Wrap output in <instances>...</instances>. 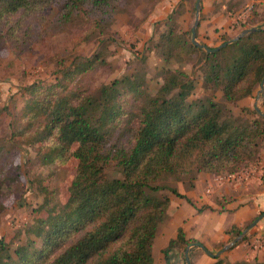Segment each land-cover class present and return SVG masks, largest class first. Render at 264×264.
Segmentation results:
<instances>
[{
    "label": "rangeland",
    "instance_id": "374dc122",
    "mask_svg": "<svg viewBox=\"0 0 264 264\" xmlns=\"http://www.w3.org/2000/svg\"><path fill=\"white\" fill-rule=\"evenodd\" d=\"M220 2L226 3L231 19L228 24L222 23L209 32H198L197 27L196 39L200 43L215 47L244 29L253 26L264 29V0ZM194 4L195 0H116L110 14H102L83 3L72 8L68 17H63L62 2L54 1L38 4L32 9H19L0 19V239L4 240L11 260L17 259L15 249L18 246L30 243L31 251L41 247L42 238L35 234L40 220L46 218L51 207L64 204L69 196L68 186L78 163L72 152L77 145L73 143L61 153L55 148L57 130L48 133L44 129L46 112L57 103L76 105L87 96L98 97L100 87L126 77L139 84L141 94L154 95L165 76L180 70L195 85L187 98L189 101L212 96L223 107L224 119L240 125L254 119L264 122V117L255 109L258 106L264 113V95L259 92L261 84L252 96L233 104L223 98L220 89L213 90L212 82L205 77L207 71L213 77L217 70L212 56L206 58L202 51L193 50L182 56H166L167 48L163 45L166 39L179 38L184 48L192 42ZM202 17L201 5L199 24ZM119 91L117 98L123 107L119 127L124 124L136 126L142 95L128 88H119ZM38 106L40 110L36 111ZM255 149L256 155L249 165L236 174L212 176L216 186L227 182L231 190L230 195H216V209H224L234 196H242V201L232 200L230 207L250 202L251 195L264 190V140L257 139ZM107 173L109 177L120 176L118 169L113 167ZM195 181L187 175H177L158 184L183 193L193 188ZM147 191L154 198L169 199L165 218L157 228L158 232H164V237L181 219L195 212L207 214L199 222L206 226L210 239L219 240L221 230L240 216L234 212L210 213V206L200 198L191 199L183 194L188 200L166 188ZM209 195L207 190L199 197ZM175 199L180 204L175 205ZM263 212L261 210L255 218ZM172 213L174 217L168 223ZM255 218L243 223L239 229H245ZM263 218L264 215L248 229L244 241L243 236L231 248L244 243L255 254H264V225H260ZM235 236L236 233L229 235L228 240ZM160 241L161 237L150 249L153 264H167ZM225 243L213 248L209 244L203 245L216 252ZM231 248L214 259L194 245L188 250L189 263L193 264L191 257L200 252L214 261L221 258L223 263V256L225 258ZM169 255L168 264H184L185 249L182 247L172 250ZM237 262L234 264H264L258 257L249 262Z\"/></svg>",
    "mask_w": 264,
    "mask_h": 264
},
{
    "label": "trees",
    "instance_id": "16d2710c",
    "mask_svg": "<svg viewBox=\"0 0 264 264\" xmlns=\"http://www.w3.org/2000/svg\"><path fill=\"white\" fill-rule=\"evenodd\" d=\"M54 1L62 2V16L68 17L72 8L83 3L90 10L110 14L116 0H0V19ZM257 28L212 53L192 42L184 48L179 38H165L164 52L167 57L191 50L212 56L217 70L213 77L207 71L205 77L213 90L220 89L223 98L235 104L252 96L264 77V29ZM138 85L128 77L116 79L100 87L98 97L48 108L44 129L57 130L55 148L62 153L77 145L72 152L78 163L69 196L40 220L35 233L42 238L39 249L31 251L30 243L18 246L17 259L11 260L1 238L0 264H153L150 249L169 199L154 198L147 190L166 188L186 198L158 182L177 175L196 179L200 172L234 175L256 155L257 139L264 140L263 121L240 125L224 119L223 107L212 96L189 101L195 85L183 71L165 76L154 95L141 94ZM119 88L142 95L136 126L119 127L123 112ZM111 167L120 176L109 177ZM241 232L233 225L226 234ZM192 243L200 242L187 238L179 227L162 249L165 262L169 263L172 250ZM220 259L212 264H221ZM183 260L187 264L185 256Z\"/></svg>",
    "mask_w": 264,
    "mask_h": 264
},
{
    "label": "crops",
    "instance_id": "0c3cea01",
    "mask_svg": "<svg viewBox=\"0 0 264 264\" xmlns=\"http://www.w3.org/2000/svg\"><path fill=\"white\" fill-rule=\"evenodd\" d=\"M221 0H202V14L203 17L201 18L202 20L200 21V24L198 25V32L203 30V31H210L212 28H215L216 26H221L223 24H228L230 19L229 18V9L226 6V3L220 2ZM223 23V24H222ZM208 31V32H209ZM212 176L208 173H199L197 175L194 187L184 191L183 193L180 192L181 194H185L189 198H195L198 200L200 198L205 205L210 206L209 209H211L210 213H219V214H225L228 212H234L238 213L240 216L234 219L229 227H226L225 229L221 230V235L219 240H212L210 239V236L206 234L207 228L206 226H202L199 222V219H202L203 217H207L206 213H196L195 212H190V215L187 216L184 219H181L178 224H175L170 231L167 233L168 235L166 237L163 236L164 232H161V230L158 232L154 238L153 244L154 245L155 241L158 240L161 237L160 242L161 243L159 246L160 248H164L167 243L169 242L170 239L175 238L177 234V230L179 227H181L186 235L187 238H194L197 239L199 242L202 244L206 245L209 244L211 248H213L217 244L225 243V241L229 242L228 238L229 235L226 234V231L231 228V226H241L243 223L251 220L252 218H255V216L261 211L264 210V190L261 192L251 195V201L247 203H242L239 204L238 206H233L230 207V203L232 200L235 202H241L242 196H234L232 199H229L230 201L229 204L224 207L221 211L216 209V204L215 201L217 200V196L219 195H230V189L228 188L229 185L227 182L224 183L222 186L220 185L219 187L216 186V183L212 181ZM210 192V195L206 198H201L200 193ZM199 194V195H198ZM217 195V196H216ZM236 197V198H235ZM216 198V199H215ZM170 200V204H171ZM177 202L180 204V201L175 199L174 204L176 205ZM173 204V205H174ZM170 206V205H169ZM178 209V208H177ZM173 213L172 216L170 217V223L173 219ZM222 217V216H219ZM262 224L264 225V218L262 220ZM166 225V224H165ZM226 244V243H225ZM213 250V249H212ZM192 252V251H191ZM194 252V251H193ZM196 253V251H195ZM209 256H205L204 254L197 253L195 254L192 258V263L193 264H212L214 260H211L213 258H208ZM253 257V259H252ZM258 257V260H264V254L263 252L255 254L252 252L251 249H248L245 247L244 243L237 244L233 248L225 254V258L223 256V259H225V262L221 264H234L235 262L239 261H251L254 260V258ZM215 259V258H214Z\"/></svg>",
    "mask_w": 264,
    "mask_h": 264
},
{
    "label": "water",
    "instance_id": "95a60500",
    "mask_svg": "<svg viewBox=\"0 0 264 264\" xmlns=\"http://www.w3.org/2000/svg\"><path fill=\"white\" fill-rule=\"evenodd\" d=\"M195 16H194V21L193 24L191 26V41L194 45L203 48L206 52L208 53H212L215 52L217 50H219L220 48L226 46L229 43H232L236 40H238L239 38H241L242 36L251 33L253 31H255L256 29H258L256 26L247 28L242 30L241 32H239L236 36H234L233 38L222 42L221 44L215 46V47H208L207 45L200 43L197 39H196V31H197V27L199 25V15H200V11H201V0H195ZM259 92L264 95V77L262 78L261 81V88L259 90ZM256 111L264 117V113H262L258 106H255ZM264 215V212L259 214L245 229L242 230V232L240 234H238L237 236H235L232 240H230L229 242H227L226 244H224V246L222 248H220L218 251L216 252H212L209 251L202 243H192L190 245L187 246V248L185 249V257H186V263L189 264V258H188V250L190 247L197 245L199 246L202 250H204L209 256L216 258L218 257L222 252L226 251L227 249L231 248L234 244H236L243 236L244 234L248 231L249 228H251L258 220L259 218H261Z\"/></svg>",
    "mask_w": 264,
    "mask_h": 264
}]
</instances>
